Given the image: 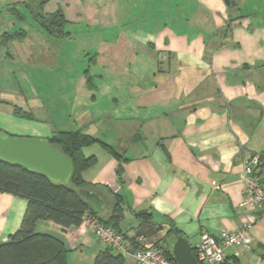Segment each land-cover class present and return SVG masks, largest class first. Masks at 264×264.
I'll list each match as a JSON object with an SVG mask.
<instances>
[{"label": "crops", "instance_id": "0c3cea01", "mask_svg": "<svg viewBox=\"0 0 264 264\" xmlns=\"http://www.w3.org/2000/svg\"><path fill=\"white\" fill-rule=\"evenodd\" d=\"M22 1L0 0V13L10 14V4ZM231 2L48 0L43 12L60 8L68 21L66 40L46 37L17 6L24 19L13 28L29 25L21 28L20 43L44 40L56 47L55 66L65 56L60 47L80 34L87 61L80 75L59 82L68 110L45 103L32 86L37 99L31 109H4L5 132L48 138L53 128H77L111 146L119 159L101 143L83 149L96 160L82 178L103 201L104 215L113 193L121 195L120 228L140 245L155 244L170 228L192 247L202 232L237 228L245 214L241 172L249 154L260 160L264 185V0ZM24 54L28 59L30 50ZM25 208L26 200L0 193V241L19 227ZM37 228L60 235L80 260H93L103 248L78 227L63 232L40 221ZM250 233L251 248L230 247L227 260L264 264V216ZM123 264L136 263L126 255Z\"/></svg>", "mask_w": 264, "mask_h": 264}, {"label": "trees", "instance_id": "16d2710c", "mask_svg": "<svg viewBox=\"0 0 264 264\" xmlns=\"http://www.w3.org/2000/svg\"><path fill=\"white\" fill-rule=\"evenodd\" d=\"M48 0H23L9 6V13L17 21L24 19L23 14L17 9V5L23 6L37 25L52 38L62 39L68 36L65 26L68 23L63 11L59 8L51 13H44L42 8ZM227 6L232 5L231 0H224ZM6 34L9 38H22L25 31ZM93 57L89 58L88 64ZM87 72V70L85 71ZM87 82L92 86L91 76H87ZM15 111L17 109H14ZM24 114L25 112H17ZM27 115V114H26ZM0 133H6L0 129ZM8 134V133H6ZM48 142L58 147L64 154L72 159L74 171L69 182L54 181L49 177L26 168L7 164L0 160V193H8L26 200V208L19 227L8 235L5 241H0V264H69L68 251L70 248L64 239L49 231H39L37 226L40 221H50L62 228L65 232L70 227H78L85 211L96 215L104 224L110 225L130 238L132 247L139 243L120 228L124 217V208L121 195L113 193L114 203L107 215L95 213L87 200L78 193L77 189H91L90 183L82 178V171L92 166L96 158L85 156L83 149L94 144L101 143L116 158L119 155L113 148L99 138L94 137L81 129L66 130L53 128ZM260 162V160H259ZM121 167L116 168V172ZM259 169V168H258ZM92 190V189H91ZM112 193V192H111ZM145 211H138L136 216L149 218ZM183 235L170 228L165 236L152 245H160L165 256L173 263L170 247L171 241L177 236ZM192 252L195 254L194 248ZM124 256L114 252L110 248L103 247L93 259V264H123ZM223 264H237L225 258Z\"/></svg>", "mask_w": 264, "mask_h": 264}, {"label": "rangeland", "instance_id": "374dc122", "mask_svg": "<svg viewBox=\"0 0 264 264\" xmlns=\"http://www.w3.org/2000/svg\"><path fill=\"white\" fill-rule=\"evenodd\" d=\"M5 12L0 13V129L2 131H5L4 127L8 124L4 109L7 106L17 109V112H26V110L31 109L32 104L37 99V93L36 95L33 93L36 87H39L36 90L39 91V99L44 98L45 103H49L50 106L53 104L60 105L63 111L68 110V96L67 94H59L60 91L58 92L57 88L62 81L66 80L64 75L73 74L74 72L80 75L87 61V58L84 59L85 55H83V47L87 43L79 34L76 38L71 39L72 43L66 42L60 47V50H64L65 56H61V63L54 66L56 47L50 44L47 46L44 40L39 41L36 46L32 42L27 46V43L19 42L20 38H9L6 35L19 32L21 28L27 30L29 25L23 23L20 27L13 28L16 19L11 16V13L7 14V11ZM40 30L46 37H49L42 28ZM36 38L34 37V40ZM66 39L68 38L64 40ZM40 47L43 51L41 54ZM28 49L30 50V57L26 59L24 53ZM32 86H35V88L33 89ZM43 91H48V95L40 96ZM25 107H28V109ZM33 113H36V117L39 118L43 116L42 110L34 109ZM68 261L69 264H93V260L88 258L80 260L74 249L68 251Z\"/></svg>", "mask_w": 264, "mask_h": 264}, {"label": "built area", "instance_id": "2783aa9c", "mask_svg": "<svg viewBox=\"0 0 264 264\" xmlns=\"http://www.w3.org/2000/svg\"><path fill=\"white\" fill-rule=\"evenodd\" d=\"M259 158L249 154L241 172L242 198L240 206L245 211L240 225L234 229H221L217 233L202 232L192 247L199 264H223L226 250L230 247L250 249V229L264 216V185L258 175ZM80 231L90 234L102 246L120 253L132 255L136 264H173L160 245H137L132 247L130 238L110 225L104 224L96 215L85 211ZM141 237V238H140ZM137 240L143 239L140 236Z\"/></svg>", "mask_w": 264, "mask_h": 264}, {"label": "water", "instance_id": "95a60500", "mask_svg": "<svg viewBox=\"0 0 264 264\" xmlns=\"http://www.w3.org/2000/svg\"><path fill=\"white\" fill-rule=\"evenodd\" d=\"M0 160L37 172L54 181L69 182L74 171L72 159L42 137L0 133ZM77 191L95 213L104 214L106 207L93 190L79 188ZM170 253L175 264H199L184 235L171 241Z\"/></svg>", "mask_w": 264, "mask_h": 264}]
</instances>
